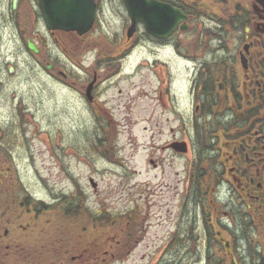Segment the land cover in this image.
<instances>
[{"label": "flooded vegetation", "instance_id": "flooded-vegetation-1", "mask_svg": "<svg viewBox=\"0 0 264 264\" xmlns=\"http://www.w3.org/2000/svg\"><path fill=\"white\" fill-rule=\"evenodd\" d=\"M0 11V47L11 41L14 56L28 53L49 77L60 78L72 95L66 100L69 115L73 102L81 105L73 116L84 123V167L90 164L89 155L103 159L100 150L113 144L117 122L136 119L139 98L140 121L146 115L153 121L158 111L156 126L177 123L157 132L150 128L151 140L163 138L149 145L152 168L181 166L173 187V230L162 248L166 264H264V0H16L15 6L13 0H0ZM28 14L30 27L25 25ZM45 22H66L67 29H48ZM203 22H216L213 33H205ZM232 22H240L244 33L235 52L234 36L228 32ZM36 23L43 31L34 28ZM8 27L9 38H4ZM28 41L36 51L28 49ZM166 50L185 64L179 72L185 74L181 86L175 87L174 74L158 60ZM56 51L65 56L66 69L53 57ZM137 52L152 60L148 76L136 83L137 71L146 64L139 60L129 66ZM5 64L0 92L5 82L20 75ZM147 83L152 89L146 103L135 90ZM180 88L187 89L189 106L184 110L175 92ZM177 141L187 147L180 151L170 146ZM12 187L9 181L6 200L14 197ZM10 232L4 229L0 242ZM86 239L80 234V243L65 247L75 250L73 254L64 248L65 253L32 264L100 260L103 244L91 249ZM17 252L13 256L6 251L2 260L20 264L19 248Z\"/></svg>", "mask_w": 264, "mask_h": 264}, {"label": "rangeland", "instance_id": "rangeland-1", "mask_svg": "<svg viewBox=\"0 0 264 264\" xmlns=\"http://www.w3.org/2000/svg\"><path fill=\"white\" fill-rule=\"evenodd\" d=\"M25 18L26 27H30L31 15ZM203 23L205 33H213L216 22ZM231 25L228 32L234 36L231 45L235 52L237 41L244 33L238 29L240 22ZM34 28L43 31L40 24L36 23ZM9 35L10 27L3 30L4 38ZM211 44L218 43L211 41ZM0 51V70L9 62L20 72L19 76L5 82L0 92V175L6 165L10 168L6 179L0 177V185L8 181L0 187V237L4 229L11 231L0 242V256L6 251L17 256L19 248L20 264L36 258L35 250L44 253L45 258H52L58 255L60 245L69 247L82 234L87 236L91 249L96 243L104 246L99 253L100 260L87 264H166L168 255L162 248L168 242V232L173 230L171 221L176 212L173 187L180 179L177 171L180 172L181 166L177 163L173 167L164 164L152 168L148 163L149 145L151 142L158 145L163 138L158 141L154 136L151 140L150 128L153 126V132H157L177 123L159 122L156 126L153 122L159 119L158 111H154L153 121L148 120L147 115L140 121L143 103L139 98L135 104L136 119L131 123L117 122L113 144L107 146L106 143L105 149L100 150L103 159L89 155L90 164L84 167L80 157L84 123L73 116L81 111V105L73 102V114L69 115L66 100L70 92L60 78L49 77L28 53L14 56L11 41L2 44ZM140 52L129 63L133 66L139 60L146 61L143 69L137 71L136 83L146 77L144 74L148 76L152 60L144 61ZM55 56L59 66L66 69L65 56L57 51ZM158 60L166 62V67L174 74L175 87L181 86L185 74L179 72L185 64L169 50ZM139 74H143L141 79ZM136 87L139 88L135 92L147 103L152 83ZM175 92L178 107L187 109V89ZM88 177L96 183L95 190ZM9 181L13 184L10 193L16 200L14 203L4 201L3 197ZM72 212L75 214L68 217ZM54 242L61 244L54 245ZM6 246L9 249L5 250ZM66 249L70 254L76 252ZM7 263L0 261V264Z\"/></svg>", "mask_w": 264, "mask_h": 264}, {"label": "water", "instance_id": "water-1", "mask_svg": "<svg viewBox=\"0 0 264 264\" xmlns=\"http://www.w3.org/2000/svg\"><path fill=\"white\" fill-rule=\"evenodd\" d=\"M15 1L16 0H13V3H15ZM143 23L147 24V22H143ZM46 24H47L48 28H50V29H54V28H59V29H64V30L67 29L66 22H46ZM28 48L35 51V48H34L33 44L30 43V42H28ZM242 57H243V55H241V58ZM241 60H242L241 62L243 64V59H241ZM175 146H178V143H176ZM184 148H185V144L184 143H179L178 149L180 151H183ZM92 186H94V183H92Z\"/></svg>", "mask_w": 264, "mask_h": 264}, {"label": "trees", "instance_id": "trees-1", "mask_svg": "<svg viewBox=\"0 0 264 264\" xmlns=\"http://www.w3.org/2000/svg\"><path fill=\"white\" fill-rule=\"evenodd\" d=\"M34 255V254H33ZM38 255V254H37ZM37 258V257H36ZM36 258L35 257H33V258H31V260L30 261H32V260H36ZM28 260V261H27ZM24 263L22 262L21 264H29L30 263V261H29V259H27Z\"/></svg>", "mask_w": 264, "mask_h": 264}]
</instances>
